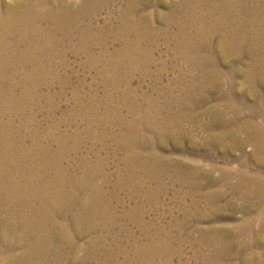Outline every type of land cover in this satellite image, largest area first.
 Here are the masks:
<instances>
[{
	"label": "rangeland",
	"instance_id": "obj_1",
	"mask_svg": "<svg viewBox=\"0 0 264 264\" xmlns=\"http://www.w3.org/2000/svg\"><path fill=\"white\" fill-rule=\"evenodd\" d=\"M249 45L236 64L218 51L217 38L196 59L173 53L172 45L162 42L142 65L132 63L133 69L120 71L108 64L123 60L104 56L89 63L86 55L70 52L69 68H59L51 86L33 91L13 119H4L14 120L20 136L48 133L47 145L65 151L62 164L72 175L88 168L95 176L96 183L88 184L78 199L97 189L106 210H101L103 216L95 221L93 232L75 241L76 245L87 248L90 239L99 235L106 237V249L123 258L134 245H144L146 236L155 239L162 234L172 238L173 264H209L214 253L208 243L218 240V235L208 233L239 232L249 218L257 240L242 248L237 242L243 237L230 233L236 255L217 264H264V202L248 217L241 208L245 201L239 198L242 187L236 178L246 175L264 182V165L250 157L254 142L244 149L229 147L245 138L248 123L264 126V85L252 91L242 74L252 62ZM258 46L264 48V40ZM145 113L167 130V140L147 125ZM76 210L65 221L72 239L77 234L72 225ZM85 248L77 251L75 247L72 256L80 252L77 256L84 257L89 251ZM55 262L52 257L51 263ZM166 262L162 258L157 264Z\"/></svg>",
	"mask_w": 264,
	"mask_h": 264
},
{
	"label": "bare ground",
	"instance_id": "obj_2",
	"mask_svg": "<svg viewBox=\"0 0 264 264\" xmlns=\"http://www.w3.org/2000/svg\"><path fill=\"white\" fill-rule=\"evenodd\" d=\"M216 38L218 51L236 64L241 63L249 43L252 62L242 72L244 82L252 91L264 85V48L258 46L264 40V0H0V264H53L52 257L56 264H157L162 258H166L165 264H173L176 251L172 238L165 239L162 234L155 239L146 236L144 245H134L123 258L106 249V237L103 240L95 235L86 244L89 251L84 257L77 256L80 252L72 256L75 247L77 251L85 248L76 245L77 240L89 234L103 216L101 210H106L105 199L96 194L97 189L87 190L86 197L78 199L88 184L96 183L95 176L88 168L72 175L62 164L65 151L47 145L51 140L48 133L20 136L14 120L4 119H11L20 106L27 105L33 91L51 86L59 68H69L70 52L86 55L89 63L104 56L123 60L121 64L115 60L107 63L120 71L133 69L132 63L142 65L159 43L171 44L173 53L196 59ZM89 63L86 66L90 67ZM143 116L147 125L166 139L167 130L147 113ZM246 127L245 138L229 147L244 149L254 142L256 148L250 157L264 165V126L248 123ZM247 177L236 178L242 187L239 198L245 201L241 208L249 217L262 207L264 182ZM231 189L229 185L227 190ZM75 208L72 225L77 234L73 232L72 239L65 221ZM244 221L239 232L208 233L218 235V240L208 243L214 254L207 263L217 264L236 255L230 233L243 237L237 242L242 248L257 240L251 232L252 220Z\"/></svg>",
	"mask_w": 264,
	"mask_h": 264
}]
</instances>
